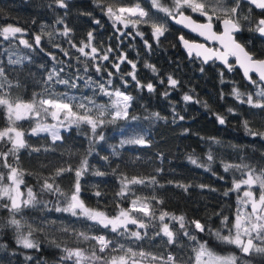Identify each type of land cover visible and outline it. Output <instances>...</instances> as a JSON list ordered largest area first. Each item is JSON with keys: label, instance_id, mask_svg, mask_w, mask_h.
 <instances>
[{"label": "trees", "instance_id": "trees-1", "mask_svg": "<svg viewBox=\"0 0 264 264\" xmlns=\"http://www.w3.org/2000/svg\"><path fill=\"white\" fill-rule=\"evenodd\" d=\"M237 2L239 8L232 18L239 23L240 31L235 33V38L255 57L264 58V39L255 31L264 10L248 0H224L223 7L231 9ZM134 4L148 13L135 26L114 22L107 12L108 7L116 11ZM64 5L59 0H0V33L9 25L22 29L15 37L5 38L0 34V67L5 73L0 77V83L4 84L0 98L15 103L17 99L29 102L34 96L37 100L56 99L64 94L76 97L75 101H66L73 105V111L84 114V109L76 107L83 102L92 109L89 115L97 118V109L88 103L91 100L95 105L106 106L105 115L100 117L105 123L95 131L85 123L67 124L58 130L62 138L53 141L48 132L33 134L30 119L12 125L6 107L0 105V130L14 126L25 133L27 143L14 156L9 152L11 142L5 138L0 141V153H9L6 163L25 173L22 187L25 191L31 188L37 201L13 212L9 199H0V264H74V259H62L66 255L64 248L83 249L89 257L95 251L100 257L85 264H108L112 256L123 254L118 247L121 244L125 249L131 247L155 257L167 259L171 254L175 264H195L198 243L205 241L217 253L235 255L237 264H264V254H244L214 235L216 230L222 235L229 234L221 221L228 217L229 228L234 221L239 203V191L234 183L249 170L264 174V108L246 103L245 94L241 99L233 94L234 89L251 93L254 83L245 82L236 68L226 71L216 61L203 65L195 57L188 58L178 36L181 33L188 38L192 36L172 25L169 15L153 7L151 0H64ZM182 10L203 19L200 13L187 7ZM212 21L218 29L215 15ZM153 24L165 28L158 39ZM66 28L70 31L64 35ZM36 36L41 37L39 44L35 43ZM22 40L28 44L21 43ZM85 45H90L85 47V52L90 53L92 47L97 49L95 58L79 51ZM103 55L108 60L101 59ZM128 61L135 64V69ZM97 66L100 71L96 70ZM53 71L58 77L49 81ZM133 72L135 79L130 75ZM169 77L178 81L177 85L169 84ZM109 79L111 85L107 84ZM253 80L256 81L254 77ZM149 83L153 91L146 87ZM100 84L107 91L120 90L133 98L127 117L113 120L114 97L105 95L98 87ZM259 87L264 89L261 84ZM186 95L192 99L186 101ZM218 117L224 119L223 124ZM141 138L145 143L130 142ZM85 159L87 170L80 178V197L85 205L112 217L121 208L129 209L132 200L139 199L152 213L138 217L147 225L146 229L137 224L112 232L110 226L104 228L79 214L73 216L56 210L67 206V197L75 184V170ZM225 165L240 167L226 170ZM69 166L72 172L56 176L59 169ZM9 171L4 157L0 156V173L4 175L0 188L10 182ZM124 178L144 179L145 183L129 184L121 196ZM46 179L59 186L64 195L42 190ZM97 192L101 195H95ZM5 204L9 207L5 208ZM162 213H168L163 222L159 220ZM173 216H184L183 229ZM13 218L20 221L19 231L9 223ZM190 221H199L206 230L200 232ZM163 223L174 232V242L169 243L162 232L156 235ZM30 230V239L39 248H25L17 243L18 237ZM137 230L143 239L129 235ZM80 232L105 236L113 244L101 252L95 241L78 238ZM184 232L189 235L185 236ZM190 236L197 239L191 240ZM136 259L163 263L160 259Z\"/></svg>", "mask_w": 264, "mask_h": 264}, {"label": "snow or ice", "instance_id": "snow-or-ice-1", "mask_svg": "<svg viewBox=\"0 0 264 264\" xmlns=\"http://www.w3.org/2000/svg\"><path fill=\"white\" fill-rule=\"evenodd\" d=\"M59 3L61 6L64 5V0H59ZM151 3L153 7L159 9L163 13L172 16L173 19H176V15L178 14L180 19L179 23L186 24L188 27L192 28L193 31L200 32L201 35L207 34L209 39L219 40L221 45L225 48L224 53H212L211 50L206 51H200L203 49V45H195L191 46L188 44L187 41H184L185 46L189 48V51L191 52L194 48L197 50L198 55H203L205 60L211 58V55H216L217 58L224 60V62L227 64L226 57L231 55L235 56L237 59V63L240 64V66L244 69L245 75L248 77L249 80H251V76L249 75L250 72L255 71L259 74L260 81L264 82V59H255L253 55L248 53L242 45L237 43L234 39L233 33L240 31V25L239 23L233 19L232 17H235L237 10L239 8V2H237L236 7H232L231 9L223 7L224 0H172L173 8L170 9L169 7H165L160 3V0H151ZM250 3L257 8L264 10V0H250ZM187 7L192 12H198L202 16L207 17L208 22L204 24H197L194 21H192L191 17L185 16L182 9ZM107 12L111 18H113L114 22H122L124 23L125 27L128 26V24H132L135 26L137 23L141 22L140 19L138 20H132V16H136L139 18H144L148 16V13L144 11L139 5H136L135 7H129L124 8L121 7L118 9V12L120 14H117L116 11H113L111 7H108ZM223 13L224 15H217V13ZM124 13L128 14V18L126 19L123 15ZM211 13V15H210ZM229 13H231V16H229ZM215 15L217 20H222L223 23V32L220 35H217L212 31L213 25H212V19ZM247 19V17H245ZM147 22V21H143ZM99 23V22H97ZM153 33L155 37L158 39L161 35L164 34L165 28L161 25L153 24ZM69 29H65L64 35H67ZM255 31L259 32L260 34L264 35V18L259 19L256 22ZM22 32L21 28L13 27L11 25L3 28L2 34L5 38L8 37H15L17 33ZM141 35H143L141 33ZM92 34L89 33V37L91 38ZM41 37L36 36L35 41L37 44H39ZM181 40H183V37H181ZM21 43L28 44L26 40H22ZM147 43V42H145ZM31 47V45H28ZM90 45H85L84 47H80L79 51L83 53L85 56H93L95 58V54L97 53V49L95 47L91 48V52H85V47H89ZM111 51V49H109ZM103 60H108L107 55H103L100 57ZM126 59V57L124 58ZM11 62V61H10ZM123 62V60L121 61ZM129 64H132L133 69H135V64L132 63V61H128ZM114 67L118 70L119 64L114 65ZM229 68L231 69V65H229ZM97 71H100L99 66H97ZM153 70H155L153 68ZM111 76V73L109 74ZM132 78L135 79L134 72L131 73ZM4 69L0 67V77H4ZM57 76L58 73L53 71V73L49 74L48 80H53V77ZM59 83L62 84H68L69 81L67 80H58ZM169 84L172 86L177 85L178 81L175 79H172L169 77ZM253 83H256V81H252ZM112 81L109 79L107 81L108 85H111ZM72 87H75L73 84ZM100 90L104 92L105 95L109 97H114L111 101V109H114L113 114V120L120 117H127L128 115V108L130 106V102L132 101V97L126 95L124 92L120 90L115 91H107L105 86L103 84L98 85ZM146 87L149 91H153V85L151 83L147 84ZM0 88H4V84L0 83ZM233 94L236 96L237 99H241L242 94L239 92V90L234 89ZM258 96L264 97V89H262L259 93H257ZM184 99L191 100L192 97L185 96ZM76 97H68L64 94H62L60 97L56 99H44L41 98L39 100L35 99V96L33 100L29 102H24L19 99L15 103L10 102L7 98H0V105L5 106L7 109L8 114V120L12 125H15L16 121L24 120L26 118L31 117L32 115H35L36 117H39L41 113L43 112L45 116L50 115L54 120L58 121V124L55 125H48V124H41L39 121H37L36 127L32 128L31 132L33 134H38L40 132H48L51 134L52 140H60L62 137L59 135V127L64 126V121L68 122V126H71L73 124L79 125L82 123L88 124L91 126L92 130L95 131V129L99 126L105 123L103 119L100 117H103L105 115L106 106L105 105H95L94 101L89 100L88 103L93 104L94 107L97 109V118H94L92 115H89V112L92 111V109L87 108L86 104L81 102L76 105L78 109H84V114H79L77 111H73V105L66 101H75ZM245 102V101H242ZM246 103L249 105H253L255 107L264 108V103H253L252 95H248ZM231 112L232 110L229 109ZM61 114H63V120H61ZM158 115V114H157ZM183 119V117H181ZM219 122L221 124L224 123V119L222 117H218ZM245 126L247 127V121H245ZM250 131V130H249ZM252 135H257V133H251ZM25 133L23 131L18 130L16 127H7L3 130H0V141L7 138L8 141L11 142L12 147L9 149V152L12 153L14 156L16 153L19 152L20 149L27 147L26 140L24 139ZM100 139H103L101 136ZM131 143H138L143 144L145 141L143 138L139 140L130 141ZM35 151H40L39 149H35ZM9 153H0V156L4 157L5 159V166L10 169L8 174V179L11 181L10 185L4 186L0 188V199L3 197H8L10 200V210L13 212L20 211L22 206H29L34 205L37 203L35 194L33 193L31 188H27V199H21L24 193L20 190V185L24 184V172L22 170H19L16 167H12L11 165L6 163L7 156ZM18 160V156L16 157ZM211 159V157H209ZM192 163L195 164L196 160H192ZM228 167H240V166H231V165H225V169L227 170ZM246 167V166H245ZM87 170V160H83L81 162V165L78 169L75 170V184L73 191L68 199L67 206L63 209L57 208V211H64L69 212L73 216H76L78 214L82 217L87 218L88 220L95 221L97 224L102 225L104 228L111 227L112 232H117L121 227L124 229H127V226L129 223L131 224H138L139 228L146 229L147 225L143 223L142 221L137 220L134 216L131 215L132 212H142L145 216H150L152 213L149 210V206L147 204H143L139 199H135L131 201V207L129 209H123L121 208L117 215L109 217L105 212L98 211L95 209H91L87 207L84 203V201L80 197L81 192V184H80V178L84 174V172ZM73 169L69 166L68 168H62L59 169L56 172V176H60L65 172H72ZM97 175H103L102 173H97ZM247 178L243 179L242 181L235 184V188L239 189L241 187V184L247 185L249 189L253 185H259L260 194L259 197L256 198L255 194L251 190L244 191L243 198L240 201L241 207L237 209V213L235 215V219L229 228L228 226V217H224L221 221V224L224 228H228V235H222L220 230H216L214 235L215 237L228 244L235 245L242 253L248 254V253H256V254H264V174L262 175H254L253 171L249 170L247 172ZM53 181L55 180V177L52 178ZM4 180L3 173H0V182ZM154 178H153V181ZM144 179H138L133 178L131 180H127V178H124L121 180L122 190L119 193V195L123 196L124 192L128 190V185H136V184H144ZM42 190L47 191H54L56 193H60L61 195H64V193L61 192V189L59 186H55L54 183H49L46 179L44 181V184L42 186ZM95 195L100 196L101 193L97 192ZM139 205V207H138ZM250 205L251 210L248 211V206ZM5 208H8L9 205L5 204L3 205ZM168 213H162L159 216V220L161 222L164 221L165 216H167ZM173 220H178L180 223V228L183 229L185 227V218L184 216H173ZM12 225H15L17 227V231L20 230L22 227L20 224V221L13 218L9 222ZM191 224L194 225L195 229H198L200 232H204L205 226L202 225L199 221H190ZM31 228V226H29ZM66 230V229H65ZM208 231L211 233V229H208ZM161 232L164 236L168 238L169 243L174 242L175 240V234L170 229L169 225L167 223H164L160 232H157L156 235H160ZM121 235H124V233H120ZM131 237H135L137 240L143 239V236L141 235V232L139 230L132 231L129 233ZM144 235H147V232L145 231ZM185 236H188L189 234L187 232H184ZM32 236V231L30 230L27 235H20L17 239V243L22 244L25 248H39V244L30 239ZM78 238H83L85 241H95L96 245L98 246L99 251L103 252L106 249H110L113 241L108 240L105 236H89L84 232H80L77 234ZM191 240H196V236H190ZM256 241H259V243H256ZM59 247V245H57ZM119 250L123 252L122 255H114L110 258L108 261V264H139V260L136 259V257L140 258H151L152 260L160 259L163 261V264H175V257L169 254L167 256V259L164 260L163 257H155L151 253H146L144 251H134L131 247H128L125 249L124 245H119ZM112 251H116L115 248L111 249ZM63 251L66 253L64 257H62L63 260H73L74 264H85L88 260H99L100 257L96 255V252L93 251L91 256L85 254V251L80 248L70 249V248H64ZM237 257L235 255H228V256H221L216 254L214 251H212L207 244V241L203 243H198V248L196 250L195 254V264H237Z\"/></svg>", "mask_w": 264, "mask_h": 264}, {"label": "water", "instance_id": "water-1", "mask_svg": "<svg viewBox=\"0 0 264 264\" xmlns=\"http://www.w3.org/2000/svg\"><path fill=\"white\" fill-rule=\"evenodd\" d=\"M183 11V10H182ZM184 15L185 16H188V17H191L192 21H194L195 23L197 24H204V23H207L208 20H198L196 18H194L191 14L183 11ZM261 18H264V17H260L259 19ZM180 17L179 15L177 14L176 15V19H173L172 16H168V21L178 27L180 30H182L183 32L185 33H188L190 34L191 36L194 37V39H191V38H188L186 36H184L182 33L178 36V42H179V45L182 49V51L185 53V55L188 57V58H191V57H195L197 59H199L201 61V63L203 65H206L208 64L209 62L211 61H216L220 66H222L226 71H231L232 68H236L239 70L241 76L243 77L244 81L251 84L252 81H253V77L256 79L257 82H259L261 85L264 86V82L260 81V78H259V74L256 73L255 71H252L249 73V75L251 76V80L248 79V77L245 75L244 73V69L240 66L239 63H237V59L235 56H227L226 59H227V64L224 62V60H221L219 58H217L216 55H211V58L205 60L204 56L203 55H198L197 54V50L194 48L191 52L189 51V48L185 46V43L184 41H187L189 45L191 46H195V45H203V49H201L200 51H206V50H211L212 53H224L226 50L225 48L223 47V45H221L220 41L219 40H214V39H209L208 35L205 34V35H201L200 32L198 31H193L192 28L188 27L186 24H181L179 23ZM258 19V20H259ZM212 25H213V28H212V31L214 33H216L217 35H220L222 32H223V23H222V20H219L218 22V25H219V29H216L215 28V24L214 22L212 21ZM235 33H233V36H234V39L237 43H239L240 45H242L244 47V49L250 53L251 55H253L251 52H249L245 46L240 43L238 40H236L235 38ZM258 35L264 39V35L260 34L259 32H257ZM181 37H183V40H181ZM36 43V41H35ZM37 44V43H36ZM253 57L255 59H264V58H259V57H255L253 55ZM229 65H231V69L229 68Z\"/></svg>", "mask_w": 264, "mask_h": 264}, {"label": "rangeland", "instance_id": "rangeland-1", "mask_svg": "<svg viewBox=\"0 0 264 264\" xmlns=\"http://www.w3.org/2000/svg\"><path fill=\"white\" fill-rule=\"evenodd\" d=\"M249 2H250V0H248ZM160 3L163 5V6H165V7H169L170 9H172L173 8V3H172V0H164L163 2L162 1H160ZM136 5H138V4H134V5H131V6H121V7H124V8H129V7H135ZM140 6V5H139ZM121 7H119V8H121ZM141 7V6H140ZM118 8V9H119ZM142 8V7H141ZM118 9L116 10V12H117V14H120L119 12H118ZM143 9V8H142ZM145 11V10H144ZM124 16H125V18L127 19L128 18V14L127 13H124L123 14ZM202 20H207V17H205V16H202ZM131 19L132 20H138V19H142V18H139V17H136V16H132L131 17ZM128 25H131V26H133L132 24H128ZM259 83L258 82H256V83H254V86H253V89H251V93L249 92V93H244V92H240L242 95H246L247 97H248V95L250 94V95H252V97H253V103H264V97H260V96H258L257 95V93H259L260 91H261V89H260V87H259ZM24 102H26V101H24ZM26 119H30L31 120V122H32V125H33V128L34 127H36V124H37V121H39V123H41V124H48V125H55V124H58V121H56V120H54L50 115H48V116H45V114L42 112L41 113V115L39 116V117H36L35 115H32L31 117H29V118H26ZM61 120H63V114H61ZM68 124V122L67 121H64V126L65 125H67ZM10 127H12V126H10ZM61 127H59V129H60ZM5 129V128H4ZM58 129V130H59ZM3 130V129H2ZM254 175H262V174H258V173H253ZM247 178V175H245L244 177H242L241 179H239V180H237L235 183H234V188H235V184L236 183H238V182H240V181H242L243 179H246ZM11 184V181L8 183V184H6V185H4V186H7V185H10ZM3 186V187H4ZM236 189V188H235ZM20 190H21V192L22 193H24V195L22 196V198L21 199H27V190L25 191L24 190V188L22 187V185H20ZM236 190H238L239 191V203H238V208L239 207H241V204H240V201H241V199L243 198V194H244V191H246V190H251L254 194H255V196H256V198H258L259 197V194H260V189H259V185H253L252 187H251V189H249L248 188V186L247 185H243V184H241V187L239 188V189H236ZM7 199H8V197H6ZM10 201V200H9ZM130 207H131V204H130ZM138 207H139V205H138ZM237 208V209H238ZM248 211H250L251 210V207H250V205L248 206V209H247ZM236 213H237V211H236ZM236 213H235V215H236ZM78 214H79V212H78ZM140 214H143L142 212H136V211H134V212H132L131 213V215L132 216H134L137 220H139L138 219V217H139V215ZM235 215H234V219H235ZM164 224V223H163ZM163 224H162V226H163ZM130 225H137V224H131V223H129L128 224V226L127 227H129ZM161 226V227H162ZM213 251V250H212ZM215 252V251H214ZM216 254H218V255H221V256H228V255H233L232 253H227V254H222V253H217V252H215ZM138 260V259H137ZM163 262V261H162ZM139 264H163V263H161V262H157V261H144V260H139Z\"/></svg>", "mask_w": 264, "mask_h": 264}, {"label": "flooded vegetation", "instance_id": "flooded-vegetation-1", "mask_svg": "<svg viewBox=\"0 0 264 264\" xmlns=\"http://www.w3.org/2000/svg\"><path fill=\"white\" fill-rule=\"evenodd\" d=\"M191 39H194V37L192 36Z\"/></svg>", "mask_w": 264, "mask_h": 264}]
</instances>
